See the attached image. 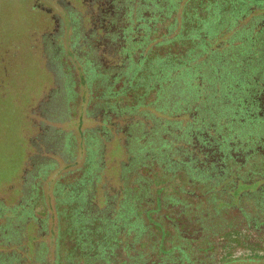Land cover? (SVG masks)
<instances>
[{
  "label": "rangeland",
  "instance_id": "rangeland-1",
  "mask_svg": "<svg viewBox=\"0 0 264 264\" xmlns=\"http://www.w3.org/2000/svg\"><path fill=\"white\" fill-rule=\"evenodd\" d=\"M73 5L71 0H0V54L6 58L0 65V204L8 210L6 213L27 205L30 198L19 192L21 188L37 195L22 215L3 221L2 213L0 264H107L99 259L88 262L90 253L76 249L82 250L83 243L90 240L96 248L97 241L101 246L114 245L118 254L110 264H120L124 259V264H213L208 259L215 248H199L194 254L180 243L188 240L178 235L166 247L168 227L178 222L166 213L169 206L181 202L169 201L166 186L158 187L167 182L173 185L172 195L176 196L183 185L181 169H188L191 177L186 178L185 193L200 202L185 201L187 205H181L182 210L187 207L186 218L197 217L206 241L227 238L223 232L229 225L228 218L234 215L227 212L224 203L239 198V194L235 197L234 193L219 191L217 177L212 185L201 189L200 166L185 149L193 137L216 142L221 126L227 122L236 135L226 138L225 145L234 143L254 155L260 152L264 118L254 114L255 99L264 92L263 21L244 28L240 23L249 17L248 9L220 11L211 21L209 32L215 39L220 32L233 33L227 48L201 61L207 55L204 52L196 62L181 67L172 61L183 60L190 44L179 41L171 47L178 57L166 60L162 56L153 62V56L145 71L135 69L129 83L136 82L137 88L145 83L153 87L147 101H154L159 89L160 102L146 123L133 130L131 139L106 140L99 135L105 117L98 108L104 101L96 102V96L92 97L102 93V88L96 89V77L83 79L77 57L84 54L82 39L89 27L83 7L78 11L81 27L74 28L64 19V10H71ZM42 6L53 9L60 18L53 58L48 44L36 46L39 35L35 38L34 34L43 28L36 23L44 16ZM174 10L173 6H156L153 12L162 18L171 16ZM78 41L79 47L75 46ZM89 63L98 73L96 62ZM103 75L108 83L105 92L110 91L109 75ZM203 78L212 79L211 89L200 90L199 83H206ZM124 89L121 86L118 92ZM210 90V98L205 100ZM143 92H135L131 102L136 103L138 95L142 99ZM44 128L48 135L40 142L38 137ZM32 157H37L34 166L38 171L51 161L56 166L48 175L27 176L24 169L29 168ZM194 179L199 183L189 181ZM212 189L214 193L218 190L223 204L219 198L207 204L201 201L200 195L209 196ZM250 202L255 204V216H264V185L248 187L231 209L244 219L250 213ZM116 231L117 241L109 244V233ZM239 255L248 252L241 250Z\"/></svg>",
  "mask_w": 264,
  "mask_h": 264
},
{
  "label": "trees",
  "instance_id": "trees-1",
  "mask_svg": "<svg viewBox=\"0 0 264 264\" xmlns=\"http://www.w3.org/2000/svg\"><path fill=\"white\" fill-rule=\"evenodd\" d=\"M73 4H75L73 7L75 13L65 10L68 13V20L72 27H81L83 20L79 16V9L83 7L86 12L85 18L89 27L82 39L84 42V54L81 57H77L80 61L83 79L88 80L91 76L93 78L96 77L94 83L97 82L99 84L96 85V89L102 88V93L93 94L92 97L96 96V102L104 101L98 108L100 113L104 112L103 117H105L99 135H102L106 140L111 137L131 139L133 130H137L140 123H146V118L156 111L155 107L161 99L159 89L156 90L158 92L157 98L154 101H147L146 97H148L151 90L155 89L148 86L147 83L137 88L138 84L136 82L130 84L128 80L135 69L140 68L145 71L147 62L150 61L151 57H156L153 62L157 58H162V56H166V60L178 57V54L173 52L171 47L179 41H184L190 44L187 56L178 63L173 60L172 62L174 63L172 64L186 67L191 65L193 60L196 62L200 59V55L204 52H207V55L201 58V61H204L208 55L227 48L233 33L223 31L215 39L211 38L209 32L211 21L220 11L228 13L234 9L242 11L248 9L247 15L249 17L241 21L240 26L244 28L250 27L251 24L261 20L263 23L260 28H264V0H73ZM156 6H173L176 10L173 11L171 16L166 15L160 18L156 15V12H153ZM179 13H181L180 17ZM73 19L74 21H72ZM167 19L169 20L167 21ZM75 46L79 47L80 42H76ZM48 47L50 54H53L55 49L52 48L51 43H49ZM166 48H168V51H166ZM74 55L76 54L74 53ZM51 56L54 57V54ZM90 60L96 62V66L99 67L98 73L95 74L93 66L89 63ZM169 63L167 62V64ZM149 68H151L150 64ZM104 72L109 75L108 82L112 85V89L106 92L108 83H106L103 75ZM203 79L206 83L203 81L199 83L200 90L211 89L212 83L210 81L212 79ZM121 86H124L125 89L123 92H118ZM141 90L142 92L144 91V95H141L142 99H139L140 95H138L136 99H139V101L136 100V103L131 102L134 97L133 94L138 91L141 92ZM210 93L211 90L206 95L205 100L210 98ZM255 103L257 113L254 114V117L256 115V117L264 118V92L259 93ZM107 124L111 125V127L109 126L108 128ZM43 130L42 134L44 135L42 136L46 137L48 129L44 128ZM112 134L115 135L113 136ZM235 135V131L226 122L221 126V133L217 135L216 142L213 140L202 142L198 138L193 137L186 145L185 150L190 152L191 158L197 160L200 166L201 189L207 188L209 184L214 182L212 179L217 177L216 188L219 191L223 189L228 193L230 192L229 194L234 193L235 197L239 194V198L229 200L230 203H224L227 212L230 211L234 215L231 219L228 218L229 225L223 232V236L227 238H222L223 240L221 241L220 239L206 241L203 248L211 250L215 248L214 254L208 259V261L214 262L213 264H264V225L262 224L264 223V218H262L264 216H259L258 218L255 216L256 210L253 202L248 203L250 213L246 214L244 219L231 209L232 206H237L239 199H241L248 187L264 185V140L259 146L260 152L254 155L252 151H247L242 146L237 147L234 143L231 146L225 145V139L234 138ZM95 136L97 140L98 136ZM40 147L44 150L47 149L46 146ZM246 155L248 156L245 159L248 161L254 160L255 162L247 161L245 167H237L243 170L242 172H233L229 168L231 162L232 164H238L237 160L246 157ZM36 159L37 157L32 158L33 165L36 163ZM226 162H228L227 167H225ZM55 166V162L51 161L45 164L44 169L40 171H38L39 167H37V171H34V174L40 173V176H43V173H45L48 175ZM181 170V182H183V185L180 188L181 192L186 194V198V196H189V194L185 193L188 188L185 184L186 178L189 179L191 175L188 173V169L182 168ZM90 173L92 174V172ZM160 181L162 183V180ZM189 181L199 183L197 179ZM83 184H85V181ZM165 186L161 184L158 188ZM66 191L70 192V188H67ZM217 191L214 193L213 189L210 190L211 194L206 197L201 194V201L204 200V203L207 204L211 200L219 198L220 203L223 204L222 201L224 200L220 198V195L217 196ZM19 192L26 194L28 199L30 198L28 204L23 205L21 208L17 206L15 210L7 213L6 211L8 210L5 211L0 204V219L5 215L3 221L5 217H11L16 214L22 215L24 208L37 200V195L35 193L34 195L33 191L27 193L21 188ZM174 197L170 196L169 201L171 199L174 200ZM4 212L5 214L2 215ZM108 223L106 225L109 226ZM239 224L242 232L238 230ZM102 229L104 231L106 228H101L100 231ZM85 230L89 233L93 232L92 229H87L86 227ZM109 234L112 240L108 242L109 244H114L117 241V238L115 239V236L118 235L117 231ZM97 244H99L98 248L94 247L90 240L88 244L83 243V248L81 246L82 250L78 249V247L76 249L90 253L89 256L92 258H89L88 262L91 259H99V261L102 260L110 264V259L116 258L115 254H118L116 248L114 245L101 246L98 241ZM241 250L248 252V255L237 256V252ZM94 251H98L99 254L94 256L92 254ZM125 261L124 259L120 264H124ZM89 264L97 263L92 261Z\"/></svg>",
  "mask_w": 264,
  "mask_h": 264
},
{
  "label": "flooded vegetation",
  "instance_id": "flooded-vegetation-1",
  "mask_svg": "<svg viewBox=\"0 0 264 264\" xmlns=\"http://www.w3.org/2000/svg\"><path fill=\"white\" fill-rule=\"evenodd\" d=\"M71 2H73V0H71ZM74 7V5H73ZM73 7H70L71 10H67L68 12H74L75 13V10ZM41 12L43 13L44 12V16L40 17V20L36 21L37 24H39V26H42L43 28H40L39 30L36 31V33L34 34L35 38L36 36L39 35V39L36 41V46L39 48L43 45H46L48 44L49 46V43H51L52 45V48H54V45H55V40H56V35H57V26L59 27V25H57V23H59L60 21V18L57 17V14L54 12L53 9L51 8H48V7H45V6H42L41 8ZM86 16V12L84 11L83 12V18H85ZM64 19L68 20V13L64 10ZM49 48V47H48ZM51 58H53L51 56ZM6 60L5 56L0 54V65ZM44 134H41L39 135V139L38 140H41V141H45V136H42ZM87 143V140H84V144ZM90 147V145H89ZM68 150V153H69V145L67 144V148ZM89 151V148L88 150ZM248 155H246V157L244 158H239L237 160L238 164H235L231 162L230 164V167L231 170L233 172H242L243 170H240L239 168H237L238 166H243L245 167V165L247 164V158ZM33 158V157H32ZM241 162V163H240ZM248 162H255L254 160H251V161H248ZM228 165V162L225 163V167H227ZM242 168V167H240ZM247 168H249V166H247ZM245 170V169H244ZM34 171H37V168L33 165L32 161L30 162V166L29 168H27L26 170L24 169V173L25 175L27 176H32L34 174ZM89 171V170H88ZM244 174V173H243ZM173 185H170L166 182V197L168 196L170 198V196H173L172 195V187ZM179 208L178 206H175V205H172V206H169V211L166 213V214H171L173 218H176V220H178V222H176L175 224H177V230L181 232V234L186 237V238H196L198 237L197 233L200 231V230H203L202 227L200 226H197L193 221H188V220H183V222L180 223V219H182L181 217L177 218L176 216V212L179 211ZM1 211V210H0ZM172 212V213H171ZM0 217H1V212H0ZM2 220V219H0ZM174 234H177L174 230V226L172 228L168 227V230L166 232V244H167V239L168 237H172ZM145 235V234H144ZM1 236V235H0ZM159 246V245H158Z\"/></svg>",
  "mask_w": 264,
  "mask_h": 264
},
{
  "label": "crops",
  "instance_id": "crops-1",
  "mask_svg": "<svg viewBox=\"0 0 264 264\" xmlns=\"http://www.w3.org/2000/svg\"><path fill=\"white\" fill-rule=\"evenodd\" d=\"M185 195L186 194H184L183 192H181L180 194H177L175 197H174V199L175 200H177V201H180L181 203V205H187V203L186 202H188V204L189 203H191V199H190V195L188 196L189 197V200H186V198H185ZM186 201V202H185ZM196 202H200V201H196ZM186 203V204H185ZM181 205H175V206H178V207H180L179 208V211L178 212H176V215H177V218L179 217H181L182 218V220H188V221H193L197 226H200V227H202L203 228V230H200L198 233H197V235H198V237H196V238H186V237H184L182 234H181V232L180 231H178L177 230V224L176 225H174V230H175V232L177 233V234H174L172 237H168V239H167V244H166V247L167 248H169V241L170 240H174V238L178 235V238H183V239H187L188 241H187V243H184V242H180L182 245H184L185 247L187 246L188 248H190L192 251H193V253L194 254H197V252H196V250L197 249H201V248H203L204 246H205V244L204 243H206V240L208 239L207 237H205L204 236V227L199 223V221H198V219H197V217H191V218H186V216H189V214L188 213H186L187 212V207H185V208H183V210L181 209ZM172 206V205H171ZM172 213V212H171ZM212 240V239H211ZM202 243H203V245H202ZM186 263V262H185ZM184 263V264H185Z\"/></svg>",
  "mask_w": 264,
  "mask_h": 264
}]
</instances>
